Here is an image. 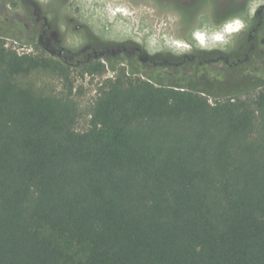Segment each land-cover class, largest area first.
<instances>
[{
  "label": "trees",
  "instance_id": "1",
  "mask_svg": "<svg viewBox=\"0 0 264 264\" xmlns=\"http://www.w3.org/2000/svg\"><path fill=\"white\" fill-rule=\"evenodd\" d=\"M73 67L107 70L0 37V264H264V86L214 94L119 68L81 132ZM35 72L64 79L69 94L25 84Z\"/></svg>",
  "mask_w": 264,
  "mask_h": 264
},
{
  "label": "rangeland",
  "instance_id": "2",
  "mask_svg": "<svg viewBox=\"0 0 264 264\" xmlns=\"http://www.w3.org/2000/svg\"><path fill=\"white\" fill-rule=\"evenodd\" d=\"M263 7L264 0H33L29 8L21 0H0V37L20 53H30L35 43L44 41L56 54L64 49L63 59L78 67L94 50L106 51L93 46L94 39L112 48L138 47L147 56L183 59L207 53L202 59H213L201 67H145L137 54L110 51L102 59L104 75L83 76L73 67L71 97L80 112L77 129L85 132L99 87L119 68L157 84L175 83L214 94L264 86V23L257 28L264 21V10L259 16ZM101 14L110 15L103 25L97 20ZM222 56L234 64L227 67L216 60ZM24 82L44 95L69 94L66 81L49 72H35Z\"/></svg>",
  "mask_w": 264,
  "mask_h": 264
},
{
  "label": "flooded vegetation",
  "instance_id": "3",
  "mask_svg": "<svg viewBox=\"0 0 264 264\" xmlns=\"http://www.w3.org/2000/svg\"><path fill=\"white\" fill-rule=\"evenodd\" d=\"M263 12V9H261L260 10V15H261V13ZM259 15V16H260ZM261 17V16H260ZM262 24H261V20L259 21V24H258V26H257V28L259 27V26H261ZM45 26H47V23L45 22ZM257 30V29H256ZM112 46L113 45H104V46H101L100 45V47H97V46H95L96 48H99V49H103V50H106V51H99V50H94V52L92 53V55L90 54L89 55V57H88V59H86V61L84 62V64L86 63V62H89V61H91L93 58H95V59H97V60H101L102 61V59L103 58H108V56H107V53L108 52H110V51H112L113 53H119V52H122V53H128V54H137L138 56H139V58L140 59H143V56H144V53H143V51L140 49V48H138V47H127L126 45H119L118 47H113L112 48ZM47 49H49L48 47H47ZM95 49V48H94ZM49 52H50V54L51 55H56V56H59L60 58H62L63 59V57L65 56V54H66V51L64 50V49H62L59 53H55L54 51H51L50 49H49ZM208 54L206 53H198V54H194V55H192V56H184V60L185 61H188V60H198L200 63H204V64H208V63H210V62H212L213 61V59H211V60H203L202 58L203 57H205V56H207ZM65 60H66V58H65ZM216 60H220L219 58L218 59H216ZM67 61H68V59H67ZM103 62V61H102ZM104 64H105V62H103ZM106 65V64H105ZM158 67V66H157ZM130 74V73H129Z\"/></svg>",
  "mask_w": 264,
  "mask_h": 264
},
{
  "label": "bare ground",
  "instance_id": "4",
  "mask_svg": "<svg viewBox=\"0 0 264 264\" xmlns=\"http://www.w3.org/2000/svg\"><path fill=\"white\" fill-rule=\"evenodd\" d=\"M97 1V0H96ZM84 2V1H83ZM120 2V1H119ZM92 3V2H91ZM167 7H169V6H167ZM113 14V13H112ZM139 14V13H138ZM107 15H109V14H107ZM107 15H104V14H101V15H99V17L97 18V20H98V22L101 24V25H103V22H105L104 20H106V19H108V17L106 18V16ZM115 15V14H114ZM119 15V14H118ZM110 16V15H109ZM112 16V15H111ZM139 16V15H138ZM113 17V16H112ZM171 17V16H170ZM110 18V17H109ZM111 19V18H110ZM114 19V18H113ZM109 20V19H108ZM112 20V19H111ZM115 20H116V16H115ZM115 25L117 26V24L115 23ZM118 27H119V25H118ZM122 27H123V25H122ZM122 27H120L119 29H121ZM127 28V27H126ZM114 29H117L116 27H114ZM127 29H130V28H127ZM116 31H114V33H115ZM118 36V35H117ZM201 36V35H200Z\"/></svg>",
  "mask_w": 264,
  "mask_h": 264
}]
</instances>
